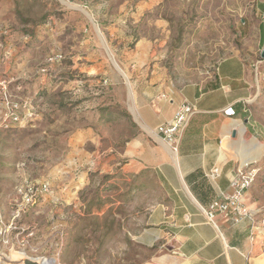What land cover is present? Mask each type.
Returning <instances> with one entry per match:
<instances>
[{"label":"rangeland","instance_id":"374dc122","mask_svg":"<svg viewBox=\"0 0 264 264\" xmlns=\"http://www.w3.org/2000/svg\"><path fill=\"white\" fill-rule=\"evenodd\" d=\"M263 48L264 0H0V251L139 264L114 158L131 85L181 89L237 55L264 74ZM261 78L251 115L264 130ZM246 137L259 144L248 191L264 212V135ZM42 182L50 191L26 207L21 188Z\"/></svg>","mask_w":264,"mask_h":264},{"label":"crops","instance_id":"0c3cea01","mask_svg":"<svg viewBox=\"0 0 264 264\" xmlns=\"http://www.w3.org/2000/svg\"><path fill=\"white\" fill-rule=\"evenodd\" d=\"M255 68V62L237 55L221 60L206 79L181 89L143 86L139 76L131 85L130 133L120 140L114 158L115 173L129 183L126 189L133 195L127 204L136 207L124 235L145 249L139 264H264V212L251 199V191L243 204L258 211L261 229L255 243L249 238L253 227L249 219L235 223L217 215L211 223L204 212L223 194L233 192L240 166L259 159V144L246 137L250 132L261 141L264 135L251 115L255 82L261 75L264 82V74ZM183 103L197 111L175 154L156 129L173 120ZM230 110L235 114H227ZM86 159L84 164L91 166L93 159ZM213 170H218L216 179L210 176Z\"/></svg>","mask_w":264,"mask_h":264},{"label":"built area","instance_id":"2783aa9c","mask_svg":"<svg viewBox=\"0 0 264 264\" xmlns=\"http://www.w3.org/2000/svg\"><path fill=\"white\" fill-rule=\"evenodd\" d=\"M196 107L183 103L178 109L173 120L159 126L156 131L161 136L162 140L167 143L173 153L179 152L180 140L185 129L189 125L191 118L196 113ZM227 114L234 115L233 110L227 111ZM258 162H248L240 166L232 181L231 194H223L222 198L213 202L210 207L204 210L208 220L214 223L217 215H222L226 219H231L235 223H240L244 219H249L253 223L251 233L249 235L250 241L255 243L257 241L258 228L256 217L258 211H253L243 204L246 192L254 185L259 168L256 167ZM213 179L218 177V170H213L210 174ZM50 191V186L47 182L40 184H26L21 188L20 192L24 201V205L33 206L37 200L44 194ZM260 224V223H259ZM264 226V220L262 221Z\"/></svg>","mask_w":264,"mask_h":264},{"label":"water","instance_id":"95a60500","mask_svg":"<svg viewBox=\"0 0 264 264\" xmlns=\"http://www.w3.org/2000/svg\"><path fill=\"white\" fill-rule=\"evenodd\" d=\"M261 58L264 59V48L261 52ZM245 122L248 123V120ZM5 255H2L0 251V262L3 264H47L43 257H30L26 253L16 252L14 250H11L9 253L10 259Z\"/></svg>","mask_w":264,"mask_h":264},{"label":"bare ground","instance_id":"6f19581e","mask_svg":"<svg viewBox=\"0 0 264 264\" xmlns=\"http://www.w3.org/2000/svg\"><path fill=\"white\" fill-rule=\"evenodd\" d=\"M2 255H5V253H2ZM8 259H10V255L9 254H6L5 255ZM44 260H45V262L47 263V264H53V260H51V259H46V258H44Z\"/></svg>","mask_w":264,"mask_h":264}]
</instances>
